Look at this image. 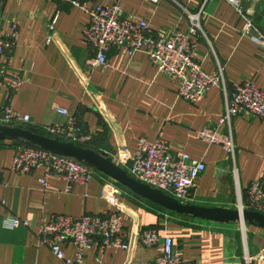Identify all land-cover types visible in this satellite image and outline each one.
<instances>
[{
  "label": "crops",
  "instance_id": "obj_1",
  "mask_svg": "<svg viewBox=\"0 0 264 264\" xmlns=\"http://www.w3.org/2000/svg\"><path fill=\"white\" fill-rule=\"evenodd\" d=\"M96 4H118L124 16L146 21L156 35L173 28L189 33L187 13L201 12L202 32L190 34L196 41V58L208 72L220 65L224 86H212L191 104L178 95L179 83L159 72L145 52L125 47L111 48L105 66H90L93 52L83 35L89 17L82 9L54 0H0V29L5 31L13 22L18 25L16 44L0 62L23 80L13 93L0 80V105L10 95L12 109L29 116V125L36 127L65 124L68 116L56 108L66 109L92 135V141L81 146L110 156L126 171L138 138L154 141L160 135L173 152H186L205 164L184 202L223 208H236L240 200L247 204L249 184L264 183V119L242 113L217 125L225 113L226 96L237 84L252 81L264 90V48L253 33H243L244 19L224 0H90V5ZM242 6L264 34V0H242ZM206 125L231 132L233 155L196 137ZM20 142L0 141V264H65L40 243V225L55 214L111 210L122 213L131 238L129 249L92 246L79 263L75 248L67 243L63 250L71 264H152L162 253V243L145 247L136 238L139 229L149 227L162 238L171 237L174 251L193 264H264L255 258L264 250V228L245 223L243 232L239 222L178 214L96 169L85 185L67 188L66 180L49 175L44 186L42 167L27 174L10 171ZM106 143L110 152L105 151ZM6 216L28 224L7 227ZM246 254L252 259L247 261Z\"/></svg>",
  "mask_w": 264,
  "mask_h": 264
},
{
  "label": "built area",
  "instance_id": "obj_2",
  "mask_svg": "<svg viewBox=\"0 0 264 264\" xmlns=\"http://www.w3.org/2000/svg\"><path fill=\"white\" fill-rule=\"evenodd\" d=\"M58 5H69L82 9L89 17L83 30L84 41L91 48L93 57L87 63L90 66L106 65L108 51L113 47H125L129 51L145 52L158 71L179 83L178 95L191 104H197L217 84L224 86L223 69L208 72L202 68L196 58V41L191 32L201 31L198 13H187L191 22L189 33L177 28L163 35L153 34L146 21H136L123 15L118 4L90 5V0H54ZM158 2L159 0H150ZM244 19L243 33H253L257 43L264 48V34L258 30L245 14L242 0H224ZM58 12L55 15L57 17ZM53 20V22L55 21ZM202 32V31H201ZM18 25L13 22L5 31L0 29V57L11 52L16 44ZM7 78V80H6ZM0 80L10 93L17 91L23 80L16 72L10 73L8 66L0 62ZM10 95L0 105V124H28L29 116H20L10 105ZM56 110L68 116L65 124H51L40 127L47 134L61 140L86 145L92 141V135L74 116L64 108ZM247 113L264 119V90L252 81L237 84L226 96V109L219 118L218 126L230 123L232 117ZM196 137L208 144H217L228 154H234L235 143L231 132L223 133L217 126H204L196 132ZM127 172L136 179L158 188L163 192L185 201L189 198L194 182L205 170L204 162L191 158L186 152H173L169 143L160 135L154 141L138 138L136 150L129 159ZM42 167L44 176L40 182L47 186V177L55 175L67 182V188L74 184L85 185L94 175L95 168L73 158L59 155L24 142L17 143L10 165V171L17 174L31 173ZM247 204L239 201V208H249L264 214V183L254 180L248 187ZM105 193L102 194V197ZM27 225V220L6 216L4 225L15 227ZM244 232V224L241 223ZM40 243L65 264L72 260L65 256L63 245L69 243L75 248V261L81 262L86 249L98 246L101 249L117 247L129 249L131 238L125 231L120 211H105L102 214H83L70 216L55 214L38 230ZM137 242L145 247L162 243V253L152 264H193L182 258L173 249V239L161 237L154 227L139 229ZM246 260L252 259L246 254ZM264 263V250L255 256Z\"/></svg>",
  "mask_w": 264,
  "mask_h": 264
},
{
  "label": "water",
  "instance_id": "obj_3",
  "mask_svg": "<svg viewBox=\"0 0 264 264\" xmlns=\"http://www.w3.org/2000/svg\"><path fill=\"white\" fill-rule=\"evenodd\" d=\"M5 139L28 142L39 148L92 166L135 194L178 214L218 223H249L264 228L263 213L248 208L206 207L184 202L131 176L126 170L118 166L110 156L71 141L51 136L40 127L28 124H0V141ZM105 151H111L108 143L105 144Z\"/></svg>",
  "mask_w": 264,
  "mask_h": 264
},
{
  "label": "trees",
  "instance_id": "obj_4",
  "mask_svg": "<svg viewBox=\"0 0 264 264\" xmlns=\"http://www.w3.org/2000/svg\"><path fill=\"white\" fill-rule=\"evenodd\" d=\"M24 143L29 144V145H32V144H30V143H28V142H24ZM32 146H35V145H32ZM35 147H37V146H35Z\"/></svg>",
  "mask_w": 264,
  "mask_h": 264
}]
</instances>
